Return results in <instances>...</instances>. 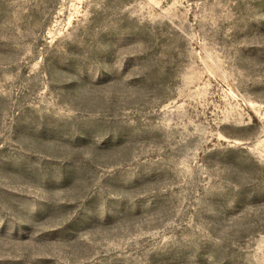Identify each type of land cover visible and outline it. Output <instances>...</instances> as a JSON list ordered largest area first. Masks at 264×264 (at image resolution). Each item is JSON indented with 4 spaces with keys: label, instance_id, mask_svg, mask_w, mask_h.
<instances>
[{
    "label": "rangeland",
    "instance_id": "obj_1",
    "mask_svg": "<svg viewBox=\"0 0 264 264\" xmlns=\"http://www.w3.org/2000/svg\"><path fill=\"white\" fill-rule=\"evenodd\" d=\"M0 264H264V0H0Z\"/></svg>",
    "mask_w": 264,
    "mask_h": 264
}]
</instances>
